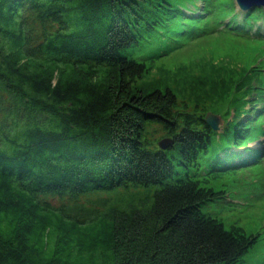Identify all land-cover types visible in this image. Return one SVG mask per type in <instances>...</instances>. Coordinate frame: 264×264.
<instances>
[{"label":"trees","instance_id":"16d2710c","mask_svg":"<svg viewBox=\"0 0 264 264\" xmlns=\"http://www.w3.org/2000/svg\"><path fill=\"white\" fill-rule=\"evenodd\" d=\"M202 1L0 0V264H239L258 241L202 207L264 171L261 149H229L264 134L245 54L263 53L264 9L219 33L234 0Z\"/></svg>","mask_w":264,"mask_h":264},{"label":"rangeland","instance_id":"374dc122","mask_svg":"<svg viewBox=\"0 0 264 264\" xmlns=\"http://www.w3.org/2000/svg\"><path fill=\"white\" fill-rule=\"evenodd\" d=\"M181 1L185 6L193 11H196V6L198 4L202 6L201 2L198 3L197 0ZM234 2L236 5V9L234 12V14H236V20L242 23L244 20V13L246 12L241 11V8L236 3V0H234ZM201 10L202 9H198L196 13L199 14ZM205 16H207V14H205ZM228 21L229 20H227L226 22ZM261 26H264L262 19H260L258 22H255V29L261 28ZM223 27H225V24H222V26L220 27L221 31L219 33H222V31L226 30V27ZM198 37L199 36L197 35L195 39ZM191 40L192 39H190V37L187 38V42ZM208 41L209 40L207 39L206 41L202 39L195 40V42H191V44H193L192 46L190 44L188 47L182 50L181 54L183 56L182 60L184 61V65L191 62V59L188 58L187 55H192V50H197V48H199L201 45L202 47L205 46ZM222 42L224 43V46L228 44V48L234 46V43H230L231 41H229L228 39H223ZM260 48L263 51L260 56H251V54H249L248 52L245 53L248 55L247 61H262V63H264V43L260 44ZM205 52H207V54L210 56L209 50H206ZM234 53L235 51H227V56H233ZM177 54L170 57L173 64H169V68L172 70V72L176 70L174 68V64L176 63L175 57L177 56ZM162 59H166V57L163 56L159 58V60ZM150 72V74L146 75L147 77H151L152 75L157 76L160 73L159 69L157 68L153 69ZM137 83L139 87H143L144 85L143 79L138 81ZM235 90L237 91V89ZM261 95H264V93L261 92ZM252 97L253 96H249L248 99ZM263 103L264 100L259 101L257 106L263 108ZM223 106L221 107V109H223ZM247 107L248 109H253L254 103H249ZM211 112L212 114H216L213 113V111ZM260 122L264 124L263 119H261ZM153 131L154 133L151 134V140L159 144V141L162 138L161 136L164 132L160 129V127L157 126H154L152 128V132ZM178 168L179 174L176 175L177 177L180 175V173L184 174L185 172V169L182 167V165H178ZM219 183L220 181H212V184L215 186H219ZM225 187L228 191L229 197L207 203L202 207V211L206 214H210L220 218L225 223L227 228L232 225H237L244 228L250 235L261 234L258 241L243 255L242 260L239 262V264H264V171L261 170L258 174L255 175H252V173H248L247 177L239 176L236 180L229 181L228 185ZM59 200V198L53 199V201L57 204L60 203Z\"/></svg>","mask_w":264,"mask_h":264},{"label":"water","instance_id":"95a60500","mask_svg":"<svg viewBox=\"0 0 264 264\" xmlns=\"http://www.w3.org/2000/svg\"><path fill=\"white\" fill-rule=\"evenodd\" d=\"M240 4L248 5V7L252 6H262L264 5V0H238ZM207 122L213 127V129L217 130L220 128V124L222 120L220 116L212 113H208L206 118ZM174 143V140L170 137H165L160 139L159 146L163 149L168 148Z\"/></svg>","mask_w":264,"mask_h":264}]
</instances>
